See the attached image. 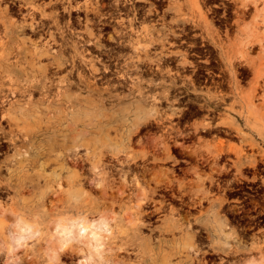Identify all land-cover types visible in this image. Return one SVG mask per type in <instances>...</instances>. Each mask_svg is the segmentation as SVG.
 I'll list each match as a JSON object with an SVG mask.
<instances>
[{
  "label": "rangeland",
  "instance_id": "1",
  "mask_svg": "<svg viewBox=\"0 0 264 264\" xmlns=\"http://www.w3.org/2000/svg\"><path fill=\"white\" fill-rule=\"evenodd\" d=\"M78 1L82 5L88 2ZM105 1L110 0H103ZM132 1L134 5L147 6L151 13H156L157 8L160 10L158 15L163 16L158 21L161 23L155 18L151 19L152 16L156 17L154 15L141 18L136 23L139 31H145L147 26L146 28H152L155 36L164 37L161 31L165 24L166 29L172 28L177 32L171 35L172 41L179 43L181 39H187L196 45L205 43V46L194 50L207 48L210 58H216L221 63V73L227 83L221 88L204 87L203 82L194 79L202 72L201 67L209 64L199 62V58L192 56L191 51H187L186 44L170 46L166 42L165 50H174V53L163 66L178 71L181 77L170 91L178 96L187 95L178 99V102L169 103V109H174L175 106L178 111L189 112L191 129H207L208 124L217 126V129H212V133H218L219 136H210L201 130L197 135L202 137H195L191 147L199 150L205 158H211L210 167H201L202 164H199L190 174L183 177L176 174V167L173 165L176 162L175 157L173 158L170 151L172 142L163 140L162 137L167 136V132L161 127H154L157 113L152 112L150 118L147 114L150 109L156 108L152 105L155 97L163 96L168 86L160 85L153 89L146 87L144 95L141 96L145 99L142 102L138 96H131L121 103L117 100L107 102L103 108L76 99L78 96L84 98L87 93L81 94L80 90L74 88L71 91L73 101H66L61 110L55 107L44 109L43 106L41 114L45 118L41 123L34 118L21 121L20 128L31 135V141L22 149V156L19 154L15 159L13 147L10 148L11 145L0 136V264H4L6 259L11 264H52L53 262L48 261V251L51 250H48L47 243L51 242L49 238L55 225L76 218L97 223L101 217L109 222L111 231V236L106 237L108 264H120L119 259L126 255L120 252V246L140 242L143 238L152 239L153 246H156L151 249L143 247V253L132 246L130 250L133 251V261L143 254L160 258L162 263L169 256L172 264H180L185 254L179 251L192 242L185 236L186 231L191 227L193 230H201V235L207 237L209 234L206 227L209 229L216 225V219L225 230L220 239L212 235L204 240V249L209 250L205 254L207 264H220L223 260L228 264L229 261L232 262L233 251H238L236 264H246L247 260H253L254 264H264V230L249 237L230 219L228 203L221 204L220 200L227 198V195L222 192L220 194L214 186L218 181L215 179L218 177L217 171L236 172L235 177H241L250 171L264 175V0H162L157 3L156 0ZM47 2L49 0H40L36 4ZM51 10L50 7L47 9L48 12ZM90 16L93 19L98 18L93 12ZM64 26L67 29L65 24ZM184 30H188V33L184 34ZM28 35L30 34L25 37ZM162 46V43L155 45L156 49L152 48L150 52H153L151 57ZM61 47L59 44L54 46L57 50ZM70 53L72 51L69 50L67 55ZM183 57H187L189 61L186 66L181 61ZM200 59H206V56ZM147 66L145 79L156 77L150 65ZM166 81L165 84L169 85L168 79ZM124 93L128 94L129 91L125 90ZM170 97L162 98L161 104H157L163 116L170 112L166 110L167 103H163ZM141 104L145 107L143 113L140 111ZM185 107L189 109L186 110ZM112 113L116 120L108 124V114ZM142 115H145L143 119ZM213 115L215 118H212ZM4 125L7 130L10 129L7 122ZM223 129L227 131V135L219 133ZM123 145L127 151L122 157L131 153L137 161L132 162L133 170L130 171L131 175H127L126 181L131 183L133 180L135 183L136 173L141 184H128L130 190L119 195L116 193L117 189H124L125 184L121 183V174L118 176L119 169L113 167L115 163L116 166L119 164L110 152ZM76 149L81 157L78 161L71 158ZM87 149L105 153L98 168L104 190L100 188L101 185L97 188L95 181L89 182L94 171L91 170V161L85 156ZM173 154L183 157V154L176 151ZM220 156L230 158L227 159L225 168L216 164ZM145 166L148 171L142 175L141 171L145 170ZM168 189L176 194L172 203H168L164 196L170 193ZM132 190L139 193L133 196ZM127 194H132V197ZM177 196L181 199H177ZM261 204L264 206V201ZM191 206L195 208L192 210ZM171 207L178 210H171ZM157 208L160 209L156 210ZM186 216L190 217L188 222L184 221ZM175 220L183 224L184 230L166 232ZM56 222L58 223L55 224ZM22 225L31 226L36 233L29 235L30 239L20 248H14L13 235ZM160 241L163 243L160 244ZM218 243L221 244V249L215 253L209 247ZM69 244H74L71 245L72 249L79 250L80 254L72 259L61 258L64 260L63 264H78L83 258L86 261V254L90 253L89 239L78 237L70 240ZM11 248L15 251L10 253ZM80 250L84 252L81 253ZM195 263L200 264L198 261Z\"/></svg>",
  "mask_w": 264,
  "mask_h": 264
},
{
  "label": "bare ground",
  "instance_id": "2",
  "mask_svg": "<svg viewBox=\"0 0 264 264\" xmlns=\"http://www.w3.org/2000/svg\"><path fill=\"white\" fill-rule=\"evenodd\" d=\"M36 1L40 0H0V136L4 138V142H8L11 145L10 148L13 147L15 159L19 154L22 156L23 147L28 144V141H31L30 133L24 132L20 128L21 121L25 122L24 120L28 121L34 118L37 122L41 123V120L45 118L41 114L43 106H45L44 109L50 110L55 107L61 110L66 101H73L71 91L74 88L80 90L81 94L87 93L84 98L78 96L76 99L83 101V103L87 101L93 106L103 108L107 102L117 100L121 103L131 96H138L139 101L142 102L145 99H142L141 96L144 95L146 87L153 89L160 85L168 86L163 96L160 98L155 97L153 101L155 103L152 105L156 108H152L147 112L148 118L152 116V112L157 113V117H155L157 125L161 123L165 124V120L170 117H163L162 113H160L161 109L157 108L159 107L157 104H161L162 98H169L171 88H175L179 80L180 73L178 71H174L171 67L165 68L163 66L167 62V58L171 59L174 53L172 50L167 52L165 49L166 42L170 45L175 44L172 41L173 37H171V35L177 34L175 29L167 28V30L164 24L161 31L164 37L162 35L155 36L152 28H146L147 26L144 28L145 31H139L136 23L138 22L140 5H134L132 0H110L108 3H105L106 1L103 2V0H95V2H93L94 0H88L83 5L76 2L77 0H50L44 4H36ZM107 6L112 12H105L108 8ZM49 7L52 10L48 12L47 9ZM91 12L95 13V16L97 15L98 18L96 19L95 17L93 19L90 16ZM74 13L78 15L74 16ZM82 13H84V16ZM66 19L67 21H65ZM27 34L30 35L25 37ZM144 42L147 44H144ZM160 43L163 45L161 50L151 57L153 53L150 54L152 48L156 49L155 45ZM58 44L62 46L60 50L55 49L56 47L54 48ZM69 50L72 53L67 55ZM181 61L185 66L189 62L187 57H183ZM147 64L150 65V69L156 77L146 80L145 72L147 69H145V66L147 68ZM73 78H76V80ZM167 79L169 85L165 84ZM55 89L56 92H54ZM125 90H128L129 93L125 94ZM136 93L138 94L136 95ZM140 108V111L143 113L145 110L144 105L142 106L141 104ZM173 113L175 114V112ZM54 114L56 115V113ZM145 115H142L141 118ZM54 119L56 120L55 117ZM114 120H116V116L113 113L108 114L107 123L109 124ZM5 122L9 124V130L6 129ZM137 129L136 127L135 131ZM162 138H164L163 140H167L164 136ZM79 146L82 145L80 144ZM124 147L125 145L121 148H115V151H108V153L112 154L115 161L117 160L119 165L116 166L115 163L113 167L119 169L118 176L120 177L119 174H121L123 179L121 183L125 184L124 187L121 185L124 189H117L116 193H119V195H124L126 190H130L128 184L132 183L134 185L136 183L137 186L141 184L136 173L135 183L132 182L133 180L131 183L126 181L127 175H131L130 171L133 170L132 162L137 161H135L136 157L134 154L131 153H127L125 157L123 156L124 158L122 157L125 151H127ZM77 149L74 156L71 157L75 161L81 158ZM89 149H87V152L85 151V156L92 163L91 170L94 171L95 177H91L92 179L88 181L90 183L91 181H95L97 186L94 182L92 183L98 188L101 185L100 180H102L99 176L100 172L98 168L104 160L105 153L102 151L92 152ZM194 154H199V150H195ZM138 169L136 170L140 173ZM147 171L146 167L144 171H141V174H145ZM100 188L104 190L102 185ZM137 191L140 190L138 189ZM137 193L139 192L135 193L134 191L133 196ZM128 196L132 197V194ZM220 202L222 204L224 198ZM191 208L193 210L195 207ZM159 209L157 208L156 210ZM172 209L178 210L176 207H171ZM186 217L184 221L187 220L188 222V218L190 217H187V219ZM216 220L218 221L216 225L209 227V229L206 227L207 234H209L207 237L201 235V230H193L191 227L186 231L185 236H188L192 242L186 248L179 251L185 254V258L180 264H196V261L200 264H207L205 254L209 250L204 249V240L210 238L212 235L220 239L222 238L223 230H225L219 220ZM68 221L55 223L58 224L55 225V230L51 238H49L51 242L47 243V245L49 244L48 250H51L48 251V254L50 252L48 261L53 262L52 264H63L64 260L62 261L61 258L64 257L72 259L77 254L79 256V250L72 249L74 244H71V246L68 243L72 239L83 238L77 231L78 227L84 225L91 227L93 224H96V222H90L87 219L81 218ZM100 221L109 224L105 218L101 217ZM17 227L16 229H18ZM21 227L30 230L28 235L36 233L32 230L31 226L26 227L22 225ZM19 229L16 234H19ZM177 229L184 230L183 224H179L178 221L171 223L166 232H173ZM10 234L12 235L13 232ZM151 241L152 239L150 238H143L140 242L119 245V249L122 250L120 252L122 254L126 253V255L119 259V263L172 264L169 256L167 257L168 260L167 258L165 259V263H162L163 260L160 258L145 256L143 254L139 255L138 260H132L133 251L131 252L130 250L132 246L138 249L140 253H143V247L151 249L156 246H153ZM159 243L163 242L160 241ZM68 246L69 248H66ZM160 247L163 246L160 245ZM209 248L217 253L221 249V244H211ZM89 250L91 251L90 248ZM13 251L15 250L11 248L10 253ZM80 251L81 253L84 252V250ZM116 252L118 253L119 251ZM87 256L88 254L85 256L86 259ZM237 256L238 251L231 253L233 259L232 262L229 261L230 264H236ZM83 261H85L84 258L82 261L80 260L81 264H83ZM245 263L254 264L255 262L247 260ZM220 264H225L224 260Z\"/></svg>",
  "mask_w": 264,
  "mask_h": 264
},
{
  "label": "flooded vegetation",
  "instance_id": "3",
  "mask_svg": "<svg viewBox=\"0 0 264 264\" xmlns=\"http://www.w3.org/2000/svg\"><path fill=\"white\" fill-rule=\"evenodd\" d=\"M50 1V0H49ZM114 1V0H112ZM138 1H144V0H138ZM162 0H156L157 2H161ZM76 2H79L78 0ZM80 3V2H79ZM108 3V2H105ZM112 3V2H109ZM160 5V4H159ZM156 4V6H159ZM108 7V6H107ZM140 11L138 12V22L141 18H148L152 15L156 16L151 19H157V22L163 18V16L158 15L160 13V10L156 8V13L149 12L147 9L148 7L145 5H140ZM145 8V9H143ZM109 10V11H108ZM105 12H112V10L108 7ZM143 14V15H142ZM133 16V15H132ZM158 23H161L158 22ZM184 34L188 33V30L183 31ZM195 35V34H193ZM176 44H186L187 51H191L190 54L192 56H195L199 58V62H205L209 64V66H202L201 67V73H199L194 80L197 82H203V86H210L215 88H221L227 83V80L225 76L221 73V63L216 58H210V53L208 54V49H196L194 48H200L205 46V43H202L200 45H196L194 42H190L187 39H181V42L177 43L173 41ZM170 45V44H168ZM170 45V46H174ZM171 51V50H170ZM174 51V50H172ZM203 56H206V59H200ZM170 62H173L170 60ZM198 70V69H197ZM219 70L220 72H218ZM181 80V77H179ZM206 83H210V85H206ZM170 99H165L163 103L166 104V110L170 111L166 116L163 117H170L167 120H165V124L161 123L160 125H154V127H161L163 131L167 132V136H164L166 139L170 140V151L173 155V158L175 157V163L173 165L176 167L174 168L176 174L180 177H183L187 174H190V172L195 168L196 165H200L201 167H210V157L205 158V156L201 155L199 151V155L194 154V149L191 147L194 145L195 137L200 138L202 136H198L197 133L204 132L210 136H219L218 133H212V129H217L216 125L208 124L207 129H200V128H194L191 129V120L189 112L185 111H178L177 108L174 106V109H169V103L173 104L172 102H178L177 100L180 98H184L187 95H177V93H173L171 91ZM171 100V101H170ZM185 109H189V107H185ZM203 110V109H201ZM175 112V114L173 113ZM177 112V113H176ZM219 111H216V113ZM207 115V114H203ZM174 118H177L176 120H173ZM212 118H215V115L212 116ZM195 120V119H194ZM171 127V129H170ZM223 132L225 135H227L226 130H219V133ZM210 136L208 138H210ZM237 136V135H235ZM221 138V136H220ZM224 139L226 137H223ZM176 151L177 153L183 154L182 158H179L175 156L173 153ZM198 151V150H196ZM194 158L196 160H194ZM219 161H217V165L219 167L225 168V164H228L227 159H230L228 157L220 156ZM226 159V160H224ZM196 161V163H195ZM218 177L215 179L218 180L216 183H214V186L219 190L220 194L221 192L223 194L227 195V198L225 199V203H228L227 210L229 211L230 219H232L235 224L241 229H243L249 237H253L255 234L260 233L262 230H264V206L261 204V202L264 201V175L259 174L253 171H250L244 175H241V177H235L237 174L236 172H227L224 171H217L216 172ZM170 193L164 194L166 197V200H168V203H172L171 201L176 197L175 192H171L172 190L168 189ZM177 199H181L177 196ZM183 203V202H181ZM187 205L186 203H183ZM224 204V203H223ZM192 207V206H191ZM225 262V261H224Z\"/></svg>",
  "mask_w": 264,
  "mask_h": 264
},
{
  "label": "clouds",
  "instance_id": "4",
  "mask_svg": "<svg viewBox=\"0 0 264 264\" xmlns=\"http://www.w3.org/2000/svg\"><path fill=\"white\" fill-rule=\"evenodd\" d=\"M26 228H20L19 234H14L13 247L20 248L27 240L30 239ZM82 237H86L91 241L88 247L91 249L86 261L83 264H108L106 255L108 253L107 239L111 236L110 226L104 221L93 224L91 227L84 225L77 228ZM4 264H11L9 260H5ZM81 264V262H78Z\"/></svg>",
  "mask_w": 264,
  "mask_h": 264
}]
</instances>
